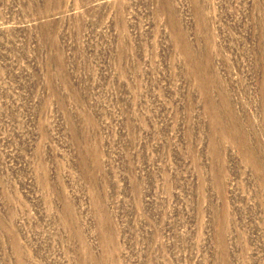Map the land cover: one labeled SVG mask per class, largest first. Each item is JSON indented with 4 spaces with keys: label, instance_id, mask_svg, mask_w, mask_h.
I'll return each instance as SVG.
<instances>
[{
    "label": "rangeland",
    "instance_id": "rangeland-1",
    "mask_svg": "<svg viewBox=\"0 0 264 264\" xmlns=\"http://www.w3.org/2000/svg\"><path fill=\"white\" fill-rule=\"evenodd\" d=\"M0 264H264V0H0Z\"/></svg>",
    "mask_w": 264,
    "mask_h": 264
}]
</instances>
